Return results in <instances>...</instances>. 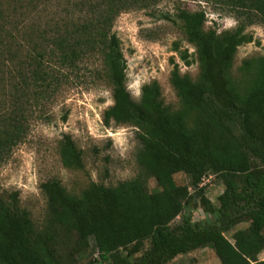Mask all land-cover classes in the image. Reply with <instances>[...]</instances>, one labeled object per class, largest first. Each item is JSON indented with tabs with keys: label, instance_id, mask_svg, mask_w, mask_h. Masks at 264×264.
Returning a JSON list of instances; mask_svg holds the SVG:
<instances>
[{
	"label": "trees",
	"instance_id": "obj_1",
	"mask_svg": "<svg viewBox=\"0 0 264 264\" xmlns=\"http://www.w3.org/2000/svg\"><path fill=\"white\" fill-rule=\"evenodd\" d=\"M155 1L0 0V166L25 140L33 118H49L48 104L68 71L94 55L101 60L96 72L112 89L103 123L135 127L142 169L114 185L90 181L77 194L58 178L41 182L42 226L18 192L0 194V264H171L206 247L221 264H264L258 259L264 249V53L234 65L239 47L254 39L248 27L264 23V0H204L236 18L220 32L204 28L203 10L178 8L174 20L194 52L178 42L174 50L186 65L197 63L198 72L192 77L174 64L169 81L176 104L166 103L157 80L141 87L138 100L132 97L112 30L121 12ZM58 152L65 168L84 167V151L70 134L59 140ZM178 174L185 180L177 181ZM208 174L224 186L217 204L201 185ZM196 207L214 220H194ZM241 223L246 226L231 241L225 233ZM91 245L96 256L79 262Z\"/></svg>",
	"mask_w": 264,
	"mask_h": 264
},
{
	"label": "rangeland",
	"instance_id": "obj_2",
	"mask_svg": "<svg viewBox=\"0 0 264 264\" xmlns=\"http://www.w3.org/2000/svg\"><path fill=\"white\" fill-rule=\"evenodd\" d=\"M179 7L189 11L203 10L205 29L214 28L220 32L237 24L227 9L204 0H156L151 8L121 12L112 30L121 42L127 66L126 85L135 100L140 98L144 84L157 80L166 103L176 104L178 98L169 81L174 64L179 66L181 73L192 77L198 72L197 63L186 65L174 50V42H178L181 50L194 52L179 21L174 20ZM54 11L62 12V8L55 7ZM248 31L254 39L239 47L235 66L245 57L264 53V23L253 24ZM84 60L79 68L68 71V80L48 104L49 118H33L25 140L13 148L7 161L0 166V194L18 192L20 204L29 210L37 226L44 224L47 214L40 183L49 178H58L68 192L77 194L90 181L114 185L142 174L136 161V152L141 147L137 130L130 125H104L103 112L113 103L112 89L108 80L96 72L101 68L99 57L87 56ZM66 133L84 151V167L80 170L67 169L60 161L58 143ZM176 179L181 182L185 176L178 174ZM146 182L149 190L157 188L154 179L147 178ZM201 185L205 186V194L211 202L217 204V197L224 188L221 181L208 174ZM192 214L194 220H214L200 207ZM245 226L246 223L238 224L225 233L226 237L232 241L233 232ZM90 255L96 256L92 245L78 258L79 262H85ZM258 259H264V249ZM193 260L196 264H221L213 249L207 247L177 256L171 264H191Z\"/></svg>",
	"mask_w": 264,
	"mask_h": 264
}]
</instances>
